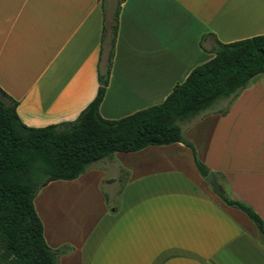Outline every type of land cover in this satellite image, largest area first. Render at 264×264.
I'll return each mask as SVG.
<instances>
[{
	"label": "crops",
	"instance_id": "1",
	"mask_svg": "<svg viewBox=\"0 0 264 264\" xmlns=\"http://www.w3.org/2000/svg\"><path fill=\"white\" fill-rule=\"evenodd\" d=\"M116 3L0 0V89L25 125L74 120L94 98ZM260 34L264 0H123L99 115L117 119L162 102L217 42ZM224 108L191 121L183 137L221 190L264 222L261 74ZM96 163L48 182L33 199L58 264H264V239L215 193L185 144L116 151ZM117 181L115 192L101 187Z\"/></svg>",
	"mask_w": 264,
	"mask_h": 264
},
{
	"label": "trees",
	"instance_id": "2",
	"mask_svg": "<svg viewBox=\"0 0 264 264\" xmlns=\"http://www.w3.org/2000/svg\"><path fill=\"white\" fill-rule=\"evenodd\" d=\"M122 1L116 3L96 94L74 120L27 126L17 115V102L0 89V264H58L60 251L45 242L34 208L37 191L52 180L75 179L116 151L181 142L191 149L195 166L205 177L209 169L183 137L178 121L195 117L218 99L230 98L251 77L264 73V34L217 42L214 55L176 83L162 102L117 119L101 117L98 107L110 74ZM214 191L225 204L243 211L264 239V222L249 205L224 190Z\"/></svg>",
	"mask_w": 264,
	"mask_h": 264
},
{
	"label": "rangeland",
	"instance_id": "3",
	"mask_svg": "<svg viewBox=\"0 0 264 264\" xmlns=\"http://www.w3.org/2000/svg\"><path fill=\"white\" fill-rule=\"evenodd\" d=\"M115 0H110V2H114ZM261 76L264 78V73H261ZM249 84V83H248ZM247 84V85H248ZM247 85L245 87H247ZM244 87V88H245ZM241 90V89H240ZM239 90V91H240ZM238 91V92H239ZM237 92V93H238ZM236 93V94H237ZM235 94V95H236ZM235 95L231 96L230 98H233ZM230 98H221V99H218L210 108L206 109L205 111H202L200 114L196 115L195 117L191 118V119H188V120H185V121H178V124L182 130V133L184 135L185 131L187 130V128L189 127V124L191 121H194V120H197L199 119L201 116H203L204 114L206 113H220L223 109H225L224 107L226 106V104L229 102ZM224 111V110H223ZM103 162V161H101ZM98 163L94 162L92 163L91 165H89V167L87 168L88 172H91L92 169H94L95 165H97ZM115 167L114 165V162L111 161L109 162V167L106 168V169H102V171L104 172V179L107 180V181H112L113 178H112V172H113V168ZM87 176H90V175H87ZM86 176V177H87ZM121 176L123 177L124 174H121ZM111 184L109 183H103L102 184V188L105 190V191H108V190H112L113 192H115L116 190H120L121 187H122V184H121V181L120 182H110ZM114 183V185H112ZM80 186H77V190H74V188L71 190L72 193L76 192V191H80L79 189ZM41 189V188H40ZM40 189L37 191V193L40 191ZM36 193V194H37Z\"/></svg>",
	"mask_w": 264,
	"mask_h": 264
},
{
	"label": "water",
	"instance_id": "4",
	"mask_svg": "<svg viewBox=\"0 0 264 264\" xmlns=\"http://www.w3.org/2000/svg\"><path fill=\"white\" fill-rule=\"evenodd\" d=\"M205 180L217 191H220L221 188L220 186L217 184L215 176L212 172H209L206 176H205Z\"/></svg>",
	"mask_w": 264,
	"mask_h": 264
}]
</instances>
